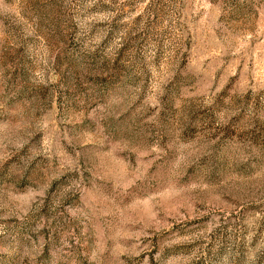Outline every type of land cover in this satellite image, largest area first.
I'll return each mask as SVG.
<instances>
[{
	"label": "rangeland",
	"instance_id": "obj_1",
	"mask_svg": "<svg viewBox=\"0 0 264 264\" xmlns=\"http://www.w3.org/2000/svg\"><path fill=\"white\" fill-rule=\"evenodd\" d=\"M0 264H264V0H0Z\"/></svg>",
	"mask_w": 264,
	"mask_h": 264
}]
</instances>
